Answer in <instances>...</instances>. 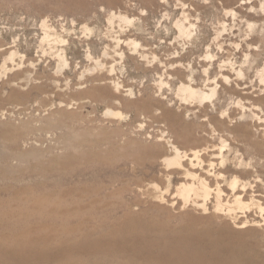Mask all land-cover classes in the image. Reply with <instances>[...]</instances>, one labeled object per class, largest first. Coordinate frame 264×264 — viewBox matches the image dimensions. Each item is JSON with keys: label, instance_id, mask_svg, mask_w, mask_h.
<instances>
[{"label": "bare ground", "instance_id": "obj_1", "mask_svg": "<svg viewBox=\"0 0 264 264\" xmlns=\"http://www.w3.org/2000/svg\"><path fill=\"white\" fill-rule=\"evenodd\" d=\"M211 1L257 12L249 0ZM190 2L188 12H197ZM182 15L174 24L179 37L190 40L194 25L189 13ZM117 20L120 33L123 24L131 23L121 15ZM41 27L42 42H63L47 30L45 20ZM115 40L117 47L123 43ZM125 43L137 51V44ZM144 45L135 64L144 75L157 77L150 92L139 90L132 101L134 91L113 78L115 66L98 61L89 68L91 87L83 91L115 105L129 104L133 118L107 109L105 115L116 121L58 137V126L71 119L69 104L61 111L47 105L44 113L18 121L17 128L0 110V264H264V190L258 184L264 174V138L255 136L264 131V120L259 107L250 104L254 95L242 82L243 71L227 56L215 59L210 45L194 62L176 51L158 57ZM16 55L0 46V56H6L0 78L10 72L6 64ZM52 55L59 68L68 66L62 51ZM87 57L93 59L90 53ZM257 74L262 77L261 70ZM48 80L58 92V81ZM84 84L74 86L81 91ZM165 88L172 98L161 94ZM51 134L56 135L44 145ZM97 165L114 169L115 181L125 177L118 205L122 214L107 223L84 218L69 223L82 204L69 208L58 197L17 186L31 173L44 177L58 168L73 173Z\"/></svg>", "mask_w": 264, "mask_h": 264}, {"label": "rangeland", "instance_id": "obj_2", "mask_svg": "<svg viewBox=\"0 0 264 264\" xmlns=\"http://www.w3.org/2000/svg\"><path fill=\"white\" fill-rule=\"evenodd\" d=\"M166 1L167 3H161L162 0H0V46L5 53H17L14 61L6 64L10 72L0 78V110L7 112L5 121L17 128L18 121L42 113L47 105L52 106L53 111H61V106L69 104L71 119H65L64 124L58 126L59 137L61 133L69 130L83 133L92 131L95 124L116 121L105 115L107 109L117 111L123 117L133 118L134 111L129 104L115 105L108 98L99 97L98 93L89 96L83 94V91L86 90L85 86L91 87L90 83H87L93 76L89 68L98 61L108 67L115 66L113 78L134 91L135 95L130 97L132 101H135L139 90L147 88L146 91L150 92L157 77L153 76V73L144 75L136 69L135 58L144 44L149 45L145 48L147 51H154L158 57L165 58L176 51L182 55L188 54L193 62L203 56L210 45L209 52L216 56L215 59L227 56L243 71L242 82L251 88L254 95L251 101L253 103L250 104L259 107L257 114L264 120V101L263 104L260 101L264 97V11L260 10V5L264 7V0H249L257 5V12L253 14L246 13L245 7L237 10L235 7L230 8V5H221L211 0H192L197 12H188L190 0ZM181 4L186 7L183 8ZM231 9L235 16L232 15ZM184 12L190 14V22L194 25L190 40L180 38L174 24L183 19ZM118 15L131 21L129 24H123L122 33L118 32L117 28ZM111 17L114 18L112 25L109 23ZM44 20L48 26L47 30L58 36L62 43L50 46L41 41V23ZM248 24L251 27H248ZM84 27L90 32H86ZM218 34L219 40L216 41L214 39ZM115 37L123 42L118 47ZM128 41L138 45L137 51L134 52L133 46L125 43ZM196 44H200V47ZM216 44H221L222 50ZM247 44L252 47L247 49ZM56 50L65 55L67 67L61 69L57 66V60L52 55ZM104 52L108 55H104ZM89 53L93 59L87 57ZM6 56H0V66ZM57 70L58 73L55 74ZM259 70L262 72L261 78L257 74ZM160 71L158 73H161ZM48 78L58 81V92H54V85ZM78 82L85 83L81 91L76 90L74 86ZM5 83H9L12 88ZM45 83L49 86H45ZM11 90L18 93L17 98L12 97ZM162 93L168 99L173 97L167 88ZM262 125L263 129L264 123ZM144 131L151 132L152 129L143 128L141 132ZM55 135L51 134L44 145H48ZM263 135L264 131L255 132L256 138L262 139ZM34 136L32 138H35ZM54 171L44 177L31 173L26 176L27 182L17 186L27 185L36 192L58 197L69 208L82 204L84 209L69 223L83 218L90 224L107 223L122 214L123 209L118 205L122 203L120 189L125 186V177L115 181L112 177L114 169L97 165L71 170L73 173L60 168ZM258 184L264 190V174ZM93 201L99 207L92 206ZM84 204H88L87 207ZM104 204L106 206L103 208Z\"/></svg>", "mask_w": 264, "mask_h": 264}]
</instances>
